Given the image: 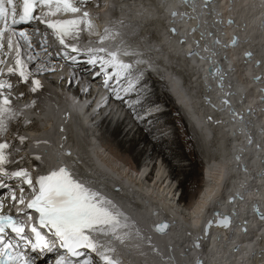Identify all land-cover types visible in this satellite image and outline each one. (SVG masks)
<instances>
[{"label":"bare ground","instance_id":"bare-ground-1","mask_svg":"<svg viewBox=\"0 0 264 264\" xmlns=\"http://www.w3.org/2000/svg\"><path fill=\"white\" fill-rule=\"evenodd\" d=\"M216 1L107 0L105 5V12L116 9L118 19L108 24L112 35L110 38L106 33L105 41L110 43H103V49L111 53L122 45L135 47L140 62L150 63L153 75L148 74L156 79L159 76L161 80L157 81L163 82L150 78V88H165L166 85L168 89L166 99L158 96L157 100L166 105L173 103L176 109H181L191 126L188 125L189 129L196 131L195 140L193 134L188 133L200 151L202 185L190 205L184 203L182 206L177 182L186 183V192L189 185L196 183L198 171L190 168L191 164L182 163L185 155L178 153L181 148L178 140L168 145L170 136L165 140L167 135L159 137L162 141L151 139L158 121L167 117L164 112H156L158 103L150 105H156L153 115L149 114L152 110L142 111L148 114L142 125L143 116H134L138 112L131 104V93L127 94L128 103L125 96L115 95L112 86H108L111 92L106 102V90L97 78L91 82L97 93L89 91L84 102H70L68 97L40 87L34 97L27 100L29 107H21L23 115L20 118L19 108L13 103H18L19 98L20 102L24 100L26 87L39 74L31 72L25 82L19 72L3 70L6 78L14 81L11 88H0V100L7 96L13 102L7 106L10 111L3 115L8 133L0 134L1 141L8 145L6 163L11 164L14 153L19 155L22 143L30 139L28 150L37 166L76 167V175L90 176L92 186L129 218L130 231H133L130 239L119 230L115 234H93L102 236L107 248L118 246L114 252L119 251L124 264H134L130 256L135 264H194L197 258H201L203 264H264V220L252 211L257 207L264 213V98L260 93L264 78L263 85L254 80L264 72V23L257 14L264 0H232V10L220 8ZM230 15L237 25L232 22L221 27L219 22L225 24ZM232 32L239 36L237 46L225 48L214 43L217 39L226 42ZM181 37L183 42H180ZM190 46L195 48V55L188 57L186 50ZM246 48L255 52L252 61L242 58L241 52ZM95 56L104 61L112 59L99 51H95ZM260 60L262 64L256 66V61ZM216 68L221 71L214 75ZM41 93L45 95L42 97ZM152 98L156 95L146 102L152 103ZM225 100L228 103H224ZM88 101L83 116L80 109ZM143 103L144 100L139 101L135 107L142 106L144 110ZM31 106L35 107L39 120L34 117ZM120 107L124 112L127 109L134 119L132 122L138 125L134 138L127 146L134 128L125 131L127 125L124 128L117 125L109 137L102 136L100 144L94 128L101 129L107 126L108 119H116ZM89 109L93 110L90 116ZM246 109L250 110L248 114ZM83 125L89 127L85 130ZM84 130L88 134L91 132L85 143ZM20 137H24L23 142ZM96 142L103 148L102 154ZM148 148L152 153L148 155V164L143 166L137 156L146 154ZM106 152L119 162L123 158L127 172L122 171L124 167L121 166L120 170L114 161L103 158ZM156 153L163 160L160 164L155 159ZM37 156L40 159H36ZM165 162L170 169L168 173ZM151 164L148 176L153 177L152 183L150 177L144 178ZM137 165L142 167L141 173L136 171V176H131L128 171L135 170ZM188 167L191 170L188 171ZM2 187L0 185V194L9 201L12 193ZM131 207L132 212L128 211ZM215 210L220 216L230 217L228 227L215 223L219 217ZM160 221L169 226L162 235L152 232L154 224ZM209 222L214 224L208 236L204 228ZM243 226L246 232L242 231ZM116 236L123 239L118 240ZM48 250H53V244Z\"/></svg>","mask_w":264,"mask_h":264},{"label":"snow or ice","instance_id":"snow-or-ice-1","mask_svg":"<svg viewBox=\"0 0 264 264\" xmlns=\"http://www.w3.org/2000/svg\"><path fill=\"white\" fill-rule=\"evenodd\" d=\"M80 3H84L85 0H79ZM53 5H55L53 9ZM20 12H17V0H0V22L3 23V27L0 28V50L4 48L3 39L6 32H10L8 37L7 47L11 49L13 47L12 36H18V40L29 41V37L24 31L16 33L14 25L27 24L32 20H40L43 23H47L50 29H53L54 34L59 40L60 44L65 49H71L72 52L78 53L80 50L71 43H66V38L71 37L75 40L79 38V31L81 24L90 23L88 20V12H84L82 17L78 19H57L44 21L43 16H55L58 12H72L77 13L80 9L72 3V0H19ZM48 8V12H43V8ZM37 9H41L39 15H34ZM17 15L19 18L17 19ZM175 15V14H174ZM10 21V22H9ZM45 43L47 41L45 40ZM219 44V40L214 41ZM236 41H233L235 44ZM31 47V44L28 43ZM93 51V50H90ZM95 51L103 52L104 49H97ZM16 69L9 68V72L19 71L20 77L23 81L27 82L31 73L26 72L24 69L26 65L20 59L21 52L17 50ZM67 57L68 52H64ZM112 57L109 61L101 60V70L104 72L106 79L105 85L108 80L112 78L107 73V66L111 65L116 68L115 75L119 76L122 71H129L131 65L124 64L122 61L117 60V53H108ZM124 55H130L125 52ZM247 55H251L248 53ZM35 57L29 56V59ZM75 61L76 57H71ZM2 62V61H0ZM97 62L96 56H91L88 60L89 64L95 65ZM44 70V69H42ZM221 69H214V75L220 73ZM99 75V73H98ZM222 79V77H221ZM33 87L32 92H36L41 87V82L38 79L31 81ZM11 88V85H5L0 83V88ZM131 87V85H130ZM117 98H120L117 96ZM224 103H228L227 100ZM10 101L7 96H4L0 100V134L6 131V124L3 120L5 112L10 111L7 107ZM20 141H24V137H20ZM8 147L7 144L0 143V165L7 162V156L4 150ZM67 155H71L68 153ZM36 159H40L38 156ZM2 170V169H0ZM13 176L24 177V182L32 185L33 181L26 171H18L12 173ZM85 180L76 179L73 173L65 166H61L58 170L52 171L48 175H41L36 180L39 185L38 193L27 204L28 208L35 209L39 213V223L42 227L50 226L54 230V234L59 237L62 242V247L67 248L73 255H78L76 249L84 247L96 250L97 244L93 241L89 233L96 232L107 235L109 233L115 234L118 229L130 228L129 218L113 203L112 200L101 194L99 191L93 190L86 186ZM23 192V189H21ZM15 199V197H13ZM23 203V197L20 200ZM2 207V205H0ZM260 219L264 220V213H260L259 209H256ZM220 215V213H217ZM32 218L29 217V220ZM219 225L228 227L231 223V219L228 216H224L223 219L218 221ZM211 222H209V226ZM5 227H10L17 236H20L24 231L23 222L14 221L11 217L0 216V233L4 232ZM168 227L167 224L159 225L157 231L163 232ZM32 232L36 234V247H47L44 242V238L35 227L32 228ZM116 239L122 240L121 236H116ZM3 238L0 237V243ZM198 246V245H197ZM10 247V244H5L0 247V264H17L19 256H13L6 249ZM114 251V249H109ZM103 264H120L117 259L106 255L104 252L98 253ZM27 264V262H26ZM57 264H64V262L57 261ZM84 264H91V260L84 261Z\"/></svg>","mask_w":264,"mask_h":264},{"label":"rangeland","instance_id":"rangeland-1","mask_svg":"<svg viewBox=\"0 0 264 264\" xmlns=\"http://www.w3.org/2000/svg\"><path fill=\"white\" fill-rule=\"evenodd\" d=\"M150 78H152L153 79V81H155V82H158V83H163V82H159V81H157V79L156 78H154V77H152V75H150L149 74V82L148 83H146L145 85H143L144 86V88H145V91H144V89H140L139 91H136L135 90V92H130L131 94V104H132V106H133V108H134V111H136V112H138L136 115H134V116H140V115H142L143 117H141V118H139V120L142 122V125L144 124L145 125V119L147 118V116H148V114H142V111H145V112H147V111H151V113L149 112V114L150 115H153L154 113H155V108H157L156 110V112H164V115H166L167 117H165V118H161L159 121H158V125L156 126V130H154V132L152 133L153 134V136L151 137V139H155V138H157L158 139V141H162L163 139L165 140V139H168V137H169V144L168 145H170L172 142H174V141H176V140H178L177 142H178V144L180 145V149H179V151H178V153L180 154V153H182L183 155H185L182 159L184 160L182 163H184V164H186V165H192V166H190V168H196L197 169V180H196V183H194V184H191V185H189L188 186V189H187V191L185 192V187H186V183L184 182H182V184H181V182H177L178 184H179V189H180V192H181V194H180V201H181V203H182V206H183V204L185 203V204H187V205H190V204H192V202L194 201V199H195V197H196V195H197V193L199 192V190H200V187H201V185H202V180H201V177H200V172L202 171V165L200 164V161H199V159L201 158H199V154H198V152H200V151H198L199 149H198V146L195 144L194 145V142H193V140L191 139V137H190V135H189V133L192 135V137L194 136V137H196L197 135H195L196 134V131L194 130V128H190L189 129V127H191L190 126V124L188 123V121L185 119V116H183L184 115V112L181 110V109H176L175 107H174V104L173 103H170V105L169 104H167L166 105V103L164 102V101H161V100H157V98H158V96H159V98H165V97H167L166 96V90H168V89H166V85H165V88H155V87H152V88H150V86L152 85V79L150 80ZM155 79V80H154ZM149 87V88H148ZM145 93V94H144ZM153 95H156V98H152L153 100L151 101L152 102V104L153 103H158L157 104V107H155L154 105V107L155 108H151V107H153V106H150V105H148L149 103L148 102H146V99H150L151 97H153ZM139 96H141V100L140 101H142L143 102V100H144V105H145V107H144V110H142L143 109V107L141 106V107H138V108H136L135 106L137 105V103L139 102V101H137L136 103L134 102L135 101V99L134 98H136V97H139ZM166 99V98H165ZM160 101V102H159ZM117 106H115V108H116ZM173 109V111H171ZM178 110H181L182 111V114L178 111ZM107 111V110H106ZM126 113V114H125ZM117 117H116V119H114V121H111V119H108L107 120V122H109V123H107V126H104L103 128H97V127H95L94 129V134L96 135V137H97V140L99 139H101V141H100V144H101V142H102V136H104L105 138H107V137H109V133L111 132V131H113L115 128H116V126L117 125H123L122 126V128H124L126 125H127V127H125V131H128V129H131V128H134L133 129V131L129 134V136H128V140H129V142H128V140H127V146L129 145V143H130V141H132L131 139L132 138H134V131L137 129V123L134 121V122H132V120H134L133 119V117L129 114V112H128V110L127 109H125V112H124V110H122L121 109V107H120V111L119 112H117ZM120 114H122L121 116H120ZM145 115V116H144ZM118 117L120 118L119 120H118ZM156 117H158V116H156ZM183 117V118H182ZM132 119V120H131ZM185 119V120H184ZM118 121H120V122H118ZM122 122V123H121ZM187 124V127L185 126V123ZM80 123H81V120H80ZM128 123V124H127ZM135 123V124H134ZM146 124L148 125L149 124V122H146ZM188 125H189V127H188ZM89 127V125H87V126H84L83 125V128L86 130V128H88ZM108 127H110V128H112V129H107ZM187 128V129H186ZM127 129V130H126ZM192 129L195 131H192ZM83 131V133H82V136H83V141L85 140L86 142H88V139H89V137H88V135L91 133V132H89V134H88V132H86V131ZM190 131V132H189ZM156 132V133H155ZM163 132V133H162ZM189 132V133H188ZM158 133V134H157ZM155 134V135H154ZM163 135H167V137L166 136H164V138L162 139V138H159V137H162ZM85 136H86V139H85ZM88 137V138H87ZM193 137V139L195 140V138ZM142 138V137H141ZM173 138V139H172ZM85 141L83 142V143H85ZM97 143V142H96ZM85 145V144H84ZM103 145V144H102ZM142 145V144H141ZM104 146V145H103ZM139 149H140V147H139ZM109 153V152H108ZM107 152H106V154H108ZM137 152H135V154H136ZM150 153H152V151H151V149H149L148 148V152L146 153V154H143L142 156L140 155V157L139 156H137L138 157V160H139V158H140V164L141 165H146V163L148 164V162H149V157H148V155L150 154ZM201 154V153H200ZM137 155V154H136ZM114 156V155H113ZM115 157V156H114ZM148 158V159H147ZM187 158V159H186ZM155 159H158V164H160V163H162L163 162V160H162V158H161V156L160 155H158V153H156L155 154ZM120 161H122L123 163H126L124 160H123V158L122 159H119ZM130 160V159H129ZM142 161V162H141ZM146 161V162H145ZM176 161V160H175ZM121 162V163H122ZM122 163V164H123ZM133 164V167H134V164H135V162H133L132 163ZM127 165V164H126ZM125 165V166H126ZM156 165H157V163H156ZM165 166H164V168H166L167 169V173H168V170H169V172H170V169H168L169 167L167 166V163L165 162V164H164ZM189 168V167H188ZM188 169V171L189 170H191V169ZM152 169V164H151V167L149 166V171ZM156 173V172H155ZM179 179H183V177L181 176ZM192 190H191V189Z\"/></svg>","mask_w":264,"mask_h":264},{"label":"water","instance_id":"water-1","mask_svg":"<svg viewBox=\"0 0 264 264\" xmlns=\"http://www.w3.org/2000/svg\"><path fill=\"white\" fill-rule=\"evenodd\" d=\"M212 0H203V2H211ZM236 41V43L235 44H233V42H232V45H236L237 44V38L236 37H233V41ZM184 41V39H180V42H183ZM195 51V48L193 47V46H190L187 50H186V53L187 54H192L193 52ZM247 56H249V55H247ZM250 111L249 110H246V113L248 114ZM256 209H257V207H255V209H254V212H255V214L257 215V216H259L258 214H257V211H256ZM217 213H218V211L217 210H215V214H216V216H219L218 218H217V220H216V224H218L219 225V223H218V221L219 220H221V219H223V217L224 216H228V215H222V216H220V215H217ZM229 217V216H228ZM162 224H167L166 222H163ZM162 224H159V225H162ZM214 223H211V225L209 226V223L205 226V228H204V231H205V233L206 234H208V236H209V233H210V227L213 225ZM159 225H157V226H155V229L157 230V228H158V226ZM168 225V224H167ZM169 227V226H168ZM168 227L163 231V232H160V231H158L159 233H162V234H164V233H166L167 231H168ZM242 231L243 232H246V228L243 226L242 227ZM207 236V237H208ZM197 264H203L202 263V260H198L197 261Z\"/></svg>","mask_w":264,"mask_h":264}]
</instances>
